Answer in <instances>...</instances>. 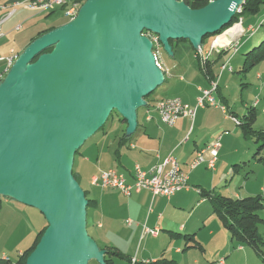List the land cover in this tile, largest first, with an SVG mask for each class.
Returning <instances> with one entry per match:
<instances>
[{"label": "water", "instance_id": "water-1", "mask_svg": "<svg viewBox=\"0 0 264 264\" xmlns=\"http://www.w3.org/2000/svg\"><path fill=\"white\" fill-rule=\"evenodd\" d=\"M244 3L215 0L193 10L177 0H86L73 20L16 58L0 83V203L9 198L34 208L48 224L25 264H106V251L87 230L76 152L112 113L132 136L138 110L164 84L144 32L157 35L171 57L170 41L199 50Z\"/></svg>", "mask_w": 264, "mask_h": 264}, {"label": "crops", "instance_id": "crops-1", "mask_svg": "<svg viewBox=\"0 0 264 264\" xmlns=\"http://www.w3.org/2000/svg\"><path fill=\"white\" fill-rule=\"evenodd\" d=\"M23 1L0 0V22L3 21L0 26L3 34L0 37V81L11 68L10 59L15 61L46 31L63 26L42 24L43 17L57 11L63 12L61 8L32 12L23 6H15ZM263 24L264 7L257 15L241 18L237 23L239 30L229 32L230 29L216 39L209 37L202 41L199 50H195L189 41L177 44L172 57H176L180 50L182 55L176 67L163 65L156 58L165 75L162 86L173 88L175 98H179L188 108L196 109L194 119L182 117L173 127L165 125L155 106L166 98L157 97V88L141 118L138 110V127L132 136L125 137L124 128L114 139L111 138L106 130L107 121L76 152L73 175L79 185L84 180L88 184V189L81 188L92 202L87 209L90 236L100 249L110 247L124 256L114 258V264H211L210 258L219 261V264H226L224 258L231 254L233 242L230 233L214 214L210 197L204 194L219 195L217 190L230 175V167L244 160L250 152L249 148L246 150V146H243L241 130L238 124H234L233 118L239 119V114L246 115L247 110L259 108L255 128L264 130V61L244 73L248 61L242 57L256 48V40L264 41ZM24 26L35 28L26 33ZM161 48L162 45L155 46V56ZM187 57L195 61L186 63ZM207 59L214 68V76L218 77L217 99L226 106V113L218 108H196L201 90L210 87L211 81L201 69V63ZM223 66L226 67L223 69ZM247 92L255 97H246ZM239 98L242 105L238 102ZM256 102L257 105H254ZM258 118L262 123H258ZM119 122L127 127L125 120L119 119ZM233 125L239 128V133ZM217 140L220 148L215 169L201 165L191 170L190 163L197 153ZM170 155L181 163L188 175L189 186L171 199L153 196L148 190L125 196L118 190L91 184L93 177L109 169L116 170L129 184H133L136 166L149 171ZM236 196L243 198L239 194ZM5 204L10 205L8 200ZM47 225L46 222L38 230H43ZM144 227L158 230L157 234H144ZM208 248H212V257L208 256Z\"/></svg>", "mask_w": 264, "mask_h": 264}, {"label": "rangeland", "instance_id": "rangeland-1", "mask_svg": "<svg viewBox=\"0 0 264 264\" xmlns=\"http://www.w3.org/2000/svg\"><path fill=\"white\" fill-rule=\"evenodd\" d=\"M75 2L80 3V1L78 0H75ZM59 8H61L63 12L66 10V7H59ZM240 8L242 11V6ZM241 11L238 10L239 13ZM63 12L57 11L55 14L49 17H43L42 20H44V22L42 24L44 26H50V27L52 26L58 27L61 25H65L66 23L70 22L68 21L70 19L67 17L65 18V15H64L65 12L64 13ZM46 20L48 21L46 22ZM19 26H22V24H20ZM34 28L35 27L28 28L27 26H24V32L29 33L30 31H33ZM225 28H229V27H225ZM232 28H238L237 24L233 25V27H231L230 29ZM230 29H227L226 31H224L221 35H218V36L211 35V36L213 37L216 36L214 37L216 39L217 37H220L223 34H225ZM256 41H257L256 42L257 45L255 47L258 48L261 46L262 40H260L259 42L258 40ZM49 49H53V48H49ZM181 55H182V51L180 50L176 57H171L163 50V48H161V49H158L156 53V58H158L161 64L167 65L168 67L172 68V67L177 66V63H179L180 61L179 59ZM242 55L243 53H241L240 56ZM242 57L246 58V54H245V57L244 56ZM38 58L39 57H36L34 62ZM193 61L195 60L192 57H187L185 59L186 63L193 62ZM217 78L218 77H215V80L210 82V86L213 82L215 81L218 82ZM156 93H157V97H160V98L168 99V98L176 97L174 89L173 88L169 89V87L161 86L158 88V91ZM246 97L253 98L255 97V95L252 94L251 92H247ZM238 100H239L238 102L241 101L240 98ZM240 105H242L241 102H240ZM144 110L145 108L140 109L139 111L140 118ZM255 111L259 112V108ZM248 112L249 111L247 110L245 114H247ZM239 115H240V118H242L244 114H239ZM119 119L123 120L121 116L114 113L113 117H111L106 124V130L108 132V136H110L113 139L115 136L120 134L124 128L125 130L127 128V127H123L120 125ZM258 123H262L260 118H258ZM233 128L237 130L236 132L238 133L240 132L239 128H237L236 126H234ZM241 136L243 139L242 141L243 146H246V150L249 148L250 152L244 160H241L233 164L230 167V175L227 176V178L223 180L222 184L219 185L220 187L218 188L217 192L219 193V195H222L224 197H229V198H235L237 197L236 195L239 194V196H243V198L259 197L262 199L261 203L263 204V208L258 211V214L263 222L258 224V233L264 241V167L263 165L257 163L256 161L252 159V156L255 150L257 149L253 143V140L252 139L249 141L247 140L246 142V139L244 138L242 133H241ZM235 165H239L238 167L239 169L237 173L236 171H233L235 170ZM80 185L82 188L84 187L85 189H88V184L85 182V180H84V183ZM6 200H8V203H10V205H6L7 203L5 204ZM41 216L42 215L38 211H36L35 209H32L31 207L20 204L11 199H3V207L0 210V258L5 257L6 259L10 260L13 263H16L18 261L19 254H21L20 251L27 250L34 243V240L36 239V236L40 231L38 230V227L44 226V224H46L47 222L46 219L44 218V216H42L45 220L44 221ZM89 221H90V218L88 219V224H89ZM87 230L90 235V231L88 227H87ZM232 242L233 243H231V245H232L233 250L230 255L224 258V261L226 264H264V245H261L260 247L261 254H259L255 251V249H253L252 247L248 245H245V244L241 245L234 241ZM211 254H212V248H208V256L212 257ZM211 259L212 258H210L211 264H219V261L217 260L212 261ZM95 263H96L95 261H92L90 264H95Z\"/></svg>", "mask_w": 264, "mask_h": 264}, {"label": "built area", "instance_id": "built-area-1", "mask_svg": "<svg viewBox=\"0 0 264 264\" xmlns=\"http://www.w3.org/2000/svg\"><path fill=\"white\" fill-rule=\"evenodd\" d=\"M63 1L65 0H26L17 2L15 6H23L34 12H46L57 7ZM77 14L78 11L65 16L71 20V16H77ZM143 35L152 41L153 49L155 46H161L156 35L150 32H144ZM1 36L2 32L0 29ZM13 63L14 60L10 59V67H12ZM157 64L159 65L158 61ZM202 64H205L204 60ZM225 67L223 66V69ZM218 86L219 83L215 81L208 89L201 90V95L197 99V109L212 107L221 109L224 113L228 112L226 106L217 99ZM254 105H257V102ZM155 110L159 113L161 121L170 127H173L180 118L190 117L194 119L196 114V109L188 108L178 98H168L157 102ZM233 121L237 124V119L233 118ZM219 148L220 143L217 140L200 150L192 160V163H190L191 170H195L201 165H206L208 169L214 170ZM91 184L103 189L118 190L125 196L148 190L153 196H162L167 199H171L177 193L189 188L187 173L183 170L181 163L172 155L168 156L162 164L156 165L149 171H144L139 166H136L133 184H129L126 178L114 169H109L100 176L93 177ZM144 234L155 235V230L144 227Z\"/></svg>", "mask_w": 264, "mask_h": 264}, {"label": "trees", "instance_id": "trees-1", "mask_svg": "<svg viewBox=\"0 0 264 264\" xmlns=\"http://www.w3.org/2000/svg\"><path fill=\"white\" fill-rule=\"evenodd\" d=\"M78 1H80L81 4L82 3L84 4L85 2V0H78ZM177 1L179 2L183 1L191 9L198 10L206 7L210 2L215 0H177ZM263 7H264V0H245L244 5L242 6V11L240 13L237 12L236 15L232 18L229 28L223 29L220 33L216 34V36L221 35L224 31L230 29L231 27H233V25L239 23L241 18L257 15L259 11L262 10ZM54 29L55 28H52L46 31L45 33L50 32ZM209 37H213V36L211 35L206 36L203 39V42ZM182 42H188V41L185 40L170 41V45L172 46L173 51L175 50V46ZM51 50L52 49H48L44 53H50ZM153 52L155 53V49H153ZM246 59L248 62L244 67L243 70L244 73L251 71L258 64L264 61V41L262 42L260 47L255 48L253 51L247 53ZM204 61L205 64L201 63V69L203 70V73L209 78L210 81L215 80V76L213 72L214 68L212 64L208 59ZM2 80L0 82H2ZM152 95L153 93L146 98L147 102L149 101ZM113 114L114 113H112L110 117H113ZM256 121H257V112L254 109H251L242 118L237 119V124L246 141L252 139L255 147L257 148L252 156V159L257 163L263 165L264 167V130H258L255 128ZM238 167L239 165H235L236 172H238L239 169ZM204 195L210 197L214 207V214L220 219L223 226L230 233L231 240L241 245L242 244L248 245L253 249H255L257 253L261 254L260 247L261 245H264V241L258 233V224L263 221L261 220L258 211L263 208V204L261 203L262 199L259 197L257 198L248 197L242 199L229 198L218 194L213 196L209 194H204ZM2 201L3 198L1 199L0 210H1ZM88 202H89L88 204V208H89L92 202L89 200ZM46 228L47 227H45L43 230H41L38 233L34 243L30 248L19 254V259L16 263H13L6 258H0V264H25L28 256L33 252V250L36 248L37 244L39 243ZM102 250L106 251V255H105L106 264H114L113 263L114 258L124 257L117 250L115 251L113 248L110 247L104 248Z\"/></svg>", "mask_w": 264, "mask_h": 264}, {"label": "bare ground", "instance_id": "bare-ground-1", "mask_svg": "<svg viewBox=\"0 0 264 264\" xmlns=\"http://www.w3.org/2000/svg\"><path fill=\"white\" fill-rule=\"evenodd\" d=\"M57 7H66L65 15H70L73 12H79L80 8L82 7L81 3H76L73 0H65L63 2H61L60 4L57 5ZM239 11H241V8L238 9ZM76 16H71V19L73 20ZM239 30L238 28H232L229 32L231 31H236ZM157 39H159V37L156 35ZM218 41V40H217ZM158 231V230H157ZM155 230V234H157V232Z\"/></svg>", "mask_w": 264, "mask_h": 264}]
</instances>
